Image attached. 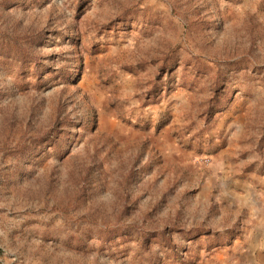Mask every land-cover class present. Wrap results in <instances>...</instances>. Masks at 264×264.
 <instances>
[{
    "label": "rangeland",
    "instance_id": "obj_1",
    "mask_svg": "<svg viewBox=\"0 0 264 264\" xmlns=\"http://www.w3.org/2000/svg\"><path fill=\"white\" fill-rule=\"evenodd\" d=\"M0 264H264V0H0Z\"/></svg>",
    "mask_w": 264,
    "mask_h": 264
}]
</instances>
